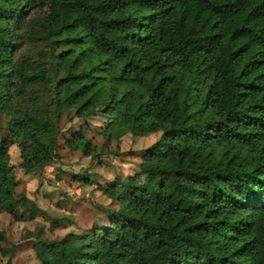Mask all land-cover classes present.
Segmentation results:
<instances>
[{"label": "trees", "instance_id": "16d2710c", "mask_svg": "<svg viewBox=\"0 0 264 264\" xmlns=\"http://www.w3.org/2000/svg\"><path fill=\"white\" fill-rule=\"evenodd\" d=\"M71 106L160 134L100 187L106 223L32 241L40 264H264V0H0V212L37 207L7 147L48 164Z\"/></svg>", "mask_w": 264, "mask_h": 264}, {"label": "rangeland", "instance_id": "374dc122", "mask_svg": "<svg viewBox=\"0 0 264 264\" xmlns=\"http://www.w3.org/2000/svg\"><path fill=\"white\" fill-rule=\"evenodd\" d=\"M47 71L52 79L49 67ZM53 121L58 133L54 158L48 164L25 173L17 145L7 147L18 181L14 193L27 196L37 207L32 211L18 207L14 215L0 212V264H40L32 249L35 238L57 240L67 232L106 223L108 209L116 205L100 187L116 176L136 173L142 150L160 134L122 132L107 137L100 132L105 119L99 109L78 115L71 106ZM78 131L82 132L78 146L68 148L66 140ZM6 134V117L0 112V137Z\"/></svg>", "mask_w": 264, "mask_h": 264}]
</instances>
